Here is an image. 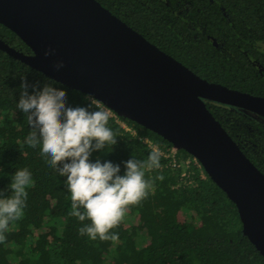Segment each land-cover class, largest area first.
Masks as SVG:
<instances>
[{
    "label": "trees",
    "instance_id": "obj_1",
    "mask_svg": "<svg viewBox=\"0 0 264 264\" xmlns=\"http://www.w3.org/2000/svg\"><path fill=\"white\" fill-rule=\"evenodd\" d=\"M147 40L210 82L264 96V0H97ZM0 38L24 53L32 50L0 23ZM68 89L71 106H87L84 92L57 81L0 48V198L11 195L17 170L27 168L33 185L24 215L11 221L0 243V264H264V256L243 234L236 204L199 160L145 126L110 109L117 144L90 160L119 164L146 161L152 148L160 167L145 171L152 181L146 199L129 206L113 242L80 235L83 222L70 215L66 178L33 148L31 128L17 107L21 77ZM32 92V88H29ZM209 110L264 173V117L207 101ZM106 107V106H105ZM147 138V143L141 141ZM200 164V165H199ZM163 176V179L159 177ZM142 234L145 244L137 245Z\"/></svg>",
    "mask_w": 264,
    "mask_h": 264
},
{
    "label": "water",
    "instance_id": "obj_2",
    "mask_svg": "<svg viewBox=\"0 0 264 264\" xmlns=\"http://www.w3.org/2000/svg\"><path fill=\"white\" fill-rule=\"evenodd\" d=\"M0 23L32 52L0 38L2 50L197 158L236 204L243 234L264 256V173L207 106L229 104L264 117V96L201 77L97 0H0ZM49 48L55 51L46 57Z\"/></svg>",
    "mask_w": 264,
    "mask_h": 264
},
{
    "label": "clouds",
    "instance_id": "obj_3",
    "mask_svg": "<svg viewBox=\"0 0 264 264\" xmlns=\"http://www.w3.org/2000/svg\"><path fill=\"white\" fill-rule=\"evenodd\" d=\"M54 51L49 48L44 55L51 56ZM63 67V60L55 64L57 70ZM21 81L17 107L26 114L31 128L27 143L33 148L42 145L41 155L66 178L71 195L70 215L81 222L91 221L80 227V235L91 240L118 241V233L110 234V230L121 224L129 206L147 198L153 185L145 179V171L160 167L162 153L152 148L146 161L134 157L125 161L123 175L119 164L91 161L94 151L117 144V135L108 126L110 110L91 93L84 94L87 106H71L66 87L54 86L49 80L41 88L39 81L29 84L26 76ZM140 139L147 143V138ZM33 183L27 168L17 170L9 185L11 195L0 198V243L7 239L10 222L24 215L27 188Z\"/></svg>",
    "mask_w": 264,
    "mask_h": 264
},
{
    "label": "rangeland",
    "instance_id": "obj_4",
    "mask_svg": "<svg viewBox=\"0 0 264 264\" xmlns=\"http://www.w3.org/2000/svg\"><path fill=\"white\" fill-rule=\"evenodd\" d=\"M145 244V237L142 234H139L137 237V245L142 246Z\"/></svg>",
    "mask_w": 264,
    "mask_h": 264
},
{
    "label": "built area",
    "instance_id": "obj_5",
    "mask_svg": "<svg viewBox=\"0 0 264 264\" xmlns=\"http://www.w3.org/2000/svg\"><path fill=\"white\" fill-rule=\"evenodd\" d=\"M109 109V108H108ZM110 110V109H109ZM172 150H177L174 146H173V149ZM193 158H194V160L197 162V158H195L194 156H193ZM200 165V164H199Z\"/></svg>",
    "mask_w": 264,
    "mask_h": 264
}]
</instances>
